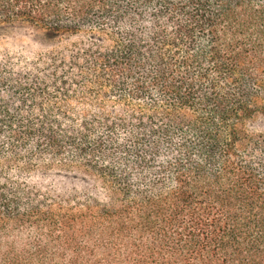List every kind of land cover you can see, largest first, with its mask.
Here are the masks:
<instances>
[{
    "label": "trees",
    "instance_id": "16d2710c",
    "mask_svg": "<svg viewBox=\"0 0 264 264\" xmlns=\"http://www.w3.org/2000/svg\"><path fill=\"white\" fill-rule=\"evenodd\" d=\"M11 28L0 264H264V0H0Z\"/></svg>",
    "mask_w": 264,
    "mask_h": 264
},
{
    "label": "rangeland",
    "instance_id": "374dc122",
    "mask_svg": "<svg viewBox=\"0 0 264 264\" xmlns=\"http://www.w3.org/2000/svg\"><path fill=\"white\" fill-rule=\"evenodd\" d=\"M29 32L24 29L11 28L7 31L6 36L0 38V47H7L11 50H19L26 45ZM36 50V48L32 49Z\"/></svg>",
    "mask_w": 264,
    "mask_h": 264
}]
</instances>
